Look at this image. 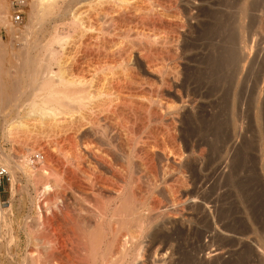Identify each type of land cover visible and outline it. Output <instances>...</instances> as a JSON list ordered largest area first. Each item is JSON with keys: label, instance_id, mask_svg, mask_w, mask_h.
<instances>
[{"label": "rangeland", "instance_id": "1", "mask_svg": "<svg viewBox=\"0 0 264 264\" xmlns=\"http://www.w3.org/2000/svg\"><path fill=\"white\" fill-rule=\"evenodd\" d=\"M98 1L68 0L66 2L62 0L63 3L60 4H63L64 8L68 6L66 11L60 6V11H57L54 17L50 14L58 22H55L57 32L59 35L61 33L60 37L65 39H62L61 45H53L57 51L56 57L59 56L57 59L67 67L72 63L77 65L79 70L76 71L75 78L83 79L85 90L94 96L91 103L81 107L71 117L60 116L59 118L58 116V125H55L51 124L52 121L40 123L27 113L30 112L29 103L34 95L31 81L35 66L34 58L35 56L43 57L42 51L37 53L36 48L46 42L45 38L50 39L48 35L52 29L53 18L48 14L47 19L42 20L43 22H40L41 19L37 21L38 15L35 17L31 15V17V13L29 14L28 0H5L8 7L5 16H8L6 18L17 30L14 33L7 30L6 23L0 20V71L2 72H0L2 76L0 78L7 81L18 80L19 85L17 84L18 87L13 89L9 98L0 99V166L7 168V162L12 160L19 162L22 160V155L29 158L34 153L40 152L47 158L46 161L43 157L42 161H46L45 166L48 170L42 182H48L51 187L53 186V190L51 189L47 195L51 200L47 202L46 210L44 204L46 195H41V183L25 179L21 172L15 173V177H12L7 168L8 177L0 179V264H21L27 251L30 250L40 252L39 264H67L66 256L67 259L78 262V253L81 252L78 243L84 242L83 236L89 230L88 226L91 227L93 224L92 210L103 207L110 211L115 205L114 201L108 197L109 191L98 184L93 185L92 189L87 188L86 192L89 193L85 196L77 194L66 186L63 179L71 174H74L71 176L73 179L82 180L80 167L90 170L89 172L92 171L89 174L97 172V175H101V179L107 181H115L118 178L117 180L123 182L125 189L129 191L131 204L142 203L147 211V214L141 217V220H144L143 234L145 235L142 238V245L144 255L148 256L143 264H223L226 261L237 262V264H264V213L262 217L254 216L251 207L248 208L252 198H241L240 193V185L243 183L241 180L247 179V184L253 185L255 192L260 191L261 198L264 199V0H236L237 3L234 2L233 6L239 5L238 8H241V11L240 9L237 11V7L234 9L231 5L226 6L228 1L231 3L232 0H126L127 4L116 0L118 5L110 3L109 13L102 9L104 4H99ZM252 1L257 4V7L263 5L262 9L261 7L251 9L249 3L251 4ZM69 2H72L70 3L72 7ZM220 9L225 10H221L225 14L228 12L230 18L238 16L239 22L235 19L231 21L236 22L239 29L237 47L239 46L238 50L242 56H240L241 63L239 62L240 72L235 80V88L227 105L228 109L223 107L219 99L220 91L209 95L196 93L195 96L193 92L195 83L191 82L196 78L197 72L204 70L208 65V56L215 53L221 39L219 37L227 35L226 29L224 33L223 31L220 33V36L210 34L209 27L220 15ZM215 11H219V15ZM74 12L78 17L77 25H72L70 21ZM17 15L19 18L16 19ZM47 20L51 23L49 24ZM205 30L209 33L207 34ZM41 36L45 37L44 40ZM173 36L174 39L177 38L171 42L168 38ZM33 41L34 44H32ZM183 43L187 44L185 51L181 48L185 45ZM30 44L33 48L36 46V50ZM122 48L123 50L125 48L124 55L121 54ZM99 50H102L101 55L105 51L102 55L104 59L99 56L102 60H98L96 55ZM138 52L142 54L147 52L146 55L149 56L151 54L153 56L151 58L155 59L154 66H147ZM105 54L107 57L110 54L109 59H106ZM173 54L177 58L176 62L179 63H175L178 71L175 77L168 72L174 64L171 60ZM40 63L43 64V62ZM125 63L131 64L130 69ZM55 66L56 64L52 65V69L56 71L58 68ZM124 66L129 71L126 67L125 71ZM256 73H260L258 77ZM253 76L258 78V81ZM126 77L128 81L126 80L125 83ZM186 78H189L188 81ZM252 81L254 84L257 82L256 87L251 83ZM114 84L124 86L125 92L121 90V86L118 89ZM111 86H113L112 89ZM250 88L254 90L252 93L251 90L249 91ZM116 89L118 92L121 90L119 94L115 92ZM249 96H252L251 99ZM136 106L139 111L136 110ZM139 106L145 108L140 110ZM153 111L162 115L151 113ZM227 111L230 112V114L226 113L229 118L225 117ZM129 112L133 113V121L128 120ZM217 113L220 114L221 119L227 120H225L224 128L222 127L224 135L221 132L224 138L221 134L216 137L217 139L207 137L208 141L214 145L208 142L209 145L202 143L198 146L199 136H196L193 128L207 123V118L210 121ZM155 116L159 117L155 118ZM126 130H128L127 133ZM167 131L173 134L176 148L179 147L178 149L183 152L189 147L185 150L187 152L184 151L181 159V162L186 163L184 173L187 176L184 173L183 175L187 178V184H174V174H177L175 169L179 168L176 162L173 163L175 169L170 170L174 177L170 172L165 177V179L168 177L166 181L173 184L175 189L174 196L178 202L174 201L173 204H171L172 197L161 183L160 177L163 165L161 148H167L166 151L171 152V146L166 147ZM131 134H133L132 137ZM154 140L158 142L159 148H156L157 143ZM168 144L171 143L168 142ZM89 148L90 155H88ZM147 148H152L150 150L155 151V154L158 153L154 154L152 164L150 161L147 162L142 153ZM158 149L160 150L157 151ZM84 155H88L87 158H82V156L85 157ZM187 160H190L189 163L186 162ZM39 165L40 162L33 166ZM192 165L193 167H190ZM181 168L184 169V166ZM72 169L76 170L74 171L76 173H73ZM122 171L125 172L124 176ZM172 178L174 181H171ZM151 179H156L157 184L152 186ZM249 192L251 195L253 191L249 190ZM37 195H40L39 198ZM253 200L257 202L256 198ZM156 206L158 210L155 209ZM168 210L173 211L168 214ZM161 211L164 213H160ZM39 213L42 216L40 218ZM131 215L127 218L128 220H125V227L128 229L135 227V222L131 221L133 220ZM79 221L82 222V226ZM111 222V225H116L114 220ZM38 223L40 227L36 226ZM225 224L234 226L237 231L245 232L242 235L229 232L224 229ZM106 235L107 241L111 238V233ZM153 235L159 239L152 241ZM110 248L108 253L113 255L112 258L115 260V250L113 246ZM81 253L79 255H82ZM242 255L244 260L238 259L243 258ZM118 263L122 264V262ZM136 264L142 263L136 262Z\"/></svg>", "mask_w": 264, "mask_h": 264}, {"label": "bare ground", "instance_id": "2", "mask_svg": "<svg viewBox=\"0 0 264 264\" xmlns=\"http://www.w3.org/2000/svg\"><path fill=\"white\" fill-rule=\"evenodd\" d=\"M68 0H66V2H67ZM96 1V0H95ZM119 2H125L126 3V0H118ZM159 1V0H158ZM170 1V0H169ZM236 0H232L231 1V3H229V1H228V3H227V5L226 6H228V7H230V5L231 6H233V4H234V2H235ZM62 2V0H28V3H29V14H30V16L32 15H34L33 17H35V15H38V17H39V19H36L37 21H39L40 19V22L43 20H46L47 19V16H48V14L50 15V14H52L53 15V17H54V14L55 13H57V11H60L59 9H60V6L61 7H63V4L61 5L60 3ZM64 2V1H63ZM62 2V3H63ZM66 2H65V7H66ZM73 2V1H72ZM72 2H69V4L71 3L72 4ZM221 2H224V1H221ZM239 2V1H238ZM7 2H5V0H0V20H2L3 22H5L6 23V26H8L6 29L8 30H10L11 32H16V30H17V28L14 26V25H12V22L11 21H9L6 17H8V16H5L6 14H7V11L6 10H8V7H7V4H6ZM98 3L99 4H104V6L102 7V9L106 12V13H109V9H111V4L110 3H115L116 5H118V3L116 2V0H99L98 1ZM166 2H164V4H165ZM235 3H237V2H235ZM240 4H241V2H239ZM263 3H264V1H263ZM70 4V5H71ZM122 4V3H121ZM127 4V3H126ZM106 5V6H105ZM224 5V4H223ZM236 5V7H237V11L239 10V11H241V8H238V6H237V4H235ZM248 5V4H247ZM262 5V4H261ZM264 5V4H263ZM263 5L262 6H259L258 5V7H261V9H262V7H263ZM73 5H71V7H72ZM101 5H99V7H100ZM120 6V5H119ZM128 6V5H127ZM131 6H132V4H131ZM208 6V5H207ZM249 6L251 7V9H258V7H257V4L254 2V1H252L251 2V4L249 3ZM113 7V6H112ZM122 7V6H121ZM234 7V9H236V7L235 6H233ZM241 7H242V5H241ZM250 7H248L249 9H250ZM67 8H68V6H67ZM67 8H62V9H67ZM224 8V7H223ZM246 8V7H245ZM72 9V8H71ZM70 9V10H71ZM130 9V8H129ZM182 9V8H181ZM206 9V8H205ZM227 9H229V8H227ZM249 9H246V10H249ZM250 9V10H251ZM263 9H264V7H263ZM69 10V11H70ZM120 10V9H119ZM216 10V9H215ZM221 10L222 11H225V10H223V9H220V15L218 14V12L217 11H215V12H217V14L219 15V16H217V14H216V16L218 17L217 19H215L214 20V22L212 23V22H209L210 24H211V27H209V25H208V27H209V30H210V34H212L213 36H220V33L223 31V33H224V29H226V30H228L226 33H227V35H226V37H223V35H222V37H219V38H221L220 40H219V45H217V49L215 50V53H212V54H209V56H208V60L209 61H207V66H206V68L204 69V70H201V71H199V72H197V75H196V78H194V80L193 81H191L193 84H194V87H193V92L195 93L194 95L196 96V93L197 94H201V95H203V94H205V95H209V94H212V93H216V92H218V91H220L221 93H219L220 94V98L219 99H221L220 101L222 102V105H223V107H227V105H229L228 104V102L230 101V96H231V93H232V90H233V88H235V80H236V77H237V75H238V72H240L239 71V64L241 63L240 61H241V55H240V53L241 52H239V50H238V48H239V46L237 47V44H238V42H237V40H238V37H239V35H238V26H237V24H236V22H233V21H231V19H235V20H237L238 19V16L237 17H235V18H230V17H228L230 14H227V16H226V14H225V12H221ZM232 10V9H231ZM245 10V9H244ZM243 10V12H245ZM61 11H63V10H61ZM66 11V10H65ZM200 11V10H199ZM254 11V10H253ZM214 12V11H213ZM59 13V12H58ZM63 13V12H62ZM67 13V12H66ZM175 13V12H174ZM210 13H212V12H210ZM232 13V12H231ZM64 14V13H63ZM62 14V15H63ZM71 14V13H70ZM125 14V13H124ZM176 14H178V13H176ZM209 14V13H208ZM236 13H234V15H235ZM238 14V13H237ZM66 15V14H65ZM107 15V14H106ZM171 15V14H170ZM239 15H240V13H239ZM245 15V14H244ZM31 16V17H32ZM51 16V15H50ZM49 16V17H50ZM61 16V15H60ZM105 16V15H104ZM215 16V15H214ZM216 16H215V18H216ZM236 16V15H235ZM248 16V15H247ZM251 16V15H250ZM52 17V16H51ZM50 17V18H51ZM52 17V18H53ZM172 17V16H171ZM228 17V18H227ZM231 17H232V15H231ZM234 17V16H233ZM240 17V16H239ZM49 18V19H50ZM57 18H59V17H57ZM63 19H64V16L62 17ZM62 18H60V19H62ZM78 17H77V14L74 12V13H72V16H71V24L72 25H77V19ZM120 18V17H119ZM168 18V17H167ZM213 19V18H212ZM32 20H34V18H32ZM31 20V21H32ZM35 20V21H36ZM53 20V21H52ZM51 21H52V23H53V25H52V29H51V31L49 32V30H48V32H49V37H50V39L49 40H47V38H45L46 36L45 35H42V36H45V37H42L41 36V38H43V40H44V38L46 39V42L44 43V44H42L40 47H37L36 48V46H35V48L37 49H35V48H33L32 47V45L30 44V46L33 48V49H35L36 51H38L37 53H39V51L41 52L42 51V53H43V57L41 56V58L39 57H37V56H35V58H34V62H35V66H34V68H33V70H34V73H33V78L31 79V81H32V83H33V91H34V95H32L33 96V99H31V101H30V103H29V109H30V112H27V113H30L29 115H31L35 120H38L40 123H44V122H48L49 121V123H51V121H52V123L51 124H57V120H58V116H59V118H60V116H69V117H71L74 113H77L78 111H79V109L81 108V107H83V106H86L87 104H89V103H91V100H92V98L94 97V96H92V94H90L89 92H87L86 90H85V88H84V86H83V84H85L82 80L83 79H79V78H75L76 77V71L77 70H79L78 68H77V65L75 66V64H71L70 66L68 65V67L67 66H64V64L62 63V61H60L59 59H57V57H59V56H57L56 57V55H57V51L54 49V47H53V45L54 44H59V45H61L60 44V42L62 41V39H64V38H62V37H60V35H61V33H60V35H59V32H57V25L55 24V22H57L56 20H55V18H53ZM69 20V19H68ZM136 20V19H135ZM140 20V19H139ZM143 20V19H142ZM150 20V19H149ZM210 20V19H209ZM234 20V21H235ZM35 21H33V22H35ZM42 21V22H43ZM48 21V23H49V20H47ZM59 21V20H58ZM177 21V20H176ZM242 21V20H241ZM32 22V23H33ZM237 22H239L238 20H237ZM249 22V21H248ZM4 23V24H5ZM51 23V22H50ZM49 23V24H50ZM58 23V22H57ZM67 23V22H66ZM141 23V22H140ZM34 24V23H33ZM32 24V25H33ZM41 24H43V23H41ZM147 24V23H146ZM208 24V23H207ZM36 25V24H35ZM44 25V24H43ZM69 25V24H68ZM71 25V27H73ZM5 26V27H6ZM40 26H42V25H40ZM50 26V25H49ZM89 26H90V24H89ZM204 26V25H203ZM32 27H34L35 28V26H32ZM31 27V28H32ZM153 27V26H152ZM176 27V26H175ZM202 27V26H201ZM205 27V26H204ZM203 27V28H204ZM172 28V27H171ZM206 28V27H205ZM204 28V29H205ZM239 28H240V26H239ZM39 29V28H38ZM50 29V28H49ZM71 29V28H70ZM178 29V28H177ZM192 29V28H191ZM6 30V31H7ZM32 30V29H31ZM44 30V29H43ZM82 30V29H81ZM87 30V29H86ZM225 30V31H226ZM42 31V30H41ZM40 31V32H41ZM65 31V30H64ZM206 31V33L208 34L209 33V31L207 32V30H205ZM31 32V31H30ZM29 32V33H30ZM45 32V31H44ZM47 32V31H46ZM86 32V31H85ZM203 32H204V30H203ZM8 33H10V32H8ZM35 33H37V32H35ZM63 33V32H62ZM205 33V32H204ZM222 33V34H223ZM11 34V33H10ZM38 34V33H37ZM176 34H174V36H175ZM206 35V34H205ZM63 36V35H62ZM171 36V35H170ZM174 36H173V38L171 37H169L168 39H171V42L174 40L175 41V39L177 38H175L174 39ZM177 36V35H176ZM224 36H225V34H224ZM48 37V38H49ZM84 37V36H83ZM205 37V36H204ZM38 38V37H37ZM79 38V37H78ZM166 38V37H165ZM213 38V37H212ZM34 39H35V37H34ZM33 40V39H32ZM38 40V39H37ZM37 40H36V42H37ZM39 40H40V38H39ZM65 40V39H64ZM86 40V39H85ZM82 41V40H81ZM166 41V40H165ZM240 41V40H239ZM36 42H35V45H36ZM63 42V41H62ZM66 42V41H65ZM83 42H85V41H83ZM90 42V41H89ZM142 42V41H141ZM38 43V42H37ZM40 43V42H39ZM170 43V42H169ZM186 43H188V41L186 42ZM32 44H34V41H33V43ZM172 44H174V43H172ZM179 44V43H178ZM183 44H185V43H183ZM190 44V43H189ZM167 45V44H166ZM239 45V44H238ZM141 46V45H140ZM172 46V45H171ZM30 47V48H31ZM81 47V46H80ZM85 47V46H84ZM145 47V46H144ZM180 47V46H179ZM186 47H187V44H185V45H183V46H181V48L182 49H186ZM189 47V46H188ZM215 47V46H214ZM213 47V48H214ZM99 48V47H98ZM168 48V47H167ZM171 48V47H170ZM175 48V47H174ZM173 48V49H174ZM92 49V48H91ZM143 49V48H142ZM150 49V48H149ZM169 49V48H168ZM185 49H184V51H185ZM64 50V49H63ZM122 50V53L121 54H126L125 52H123V51H125V48H124V50H123V48L121 49ZM178 50V49H177ZM176 50V51H177ZM95 51V50H94ZM100 51V50H99ZM99 51H98V54H96L97 55V57H98V60L99 59H101L99 56H102L103 55V53H105V51H103V53H102V55H101V52H102V50L100 51V53H99ZM128 51V50H127ZM84 52V51H83ZM89 52V51H88ZM92 52V51H91ZM96 52H97V50H96ZM119 53H120V51H118ZM143 52V51H142ZM142 52L140 53V52H138L139 54H141L140 56H141V58L142 59H144L145 60V63H147L146 65L147 66H154V64H155V59L154 58H151V57H153L151 54H150V56L149 55H146V53L147 52H145V54H142ZM162 52V51H161ZM36 53V54H37ZM130 53V52H129ZM137 53V54H138ZM144 53V52H143ZM169 53V52H168ZM170 53H172V52H170ZM41 54V53H40ZM39 54V55H40ZM84 54H86V53H84ZM88 54V53H87ZM90 54V53H89ZM123 54V55H124ZM149 54V53H148ZM177 54H178V52H177ZM61 55H63V54H61ZM106 55V54H105ZM118 55V54H117ZM123 55H121V57H123L124 58V56ZM130 55V54H129ZM207 55H208V53H207ZM206 55V56H207ZM94 56H95V54H94ZM109 56H110V54L108 55V57H107V55L105 56V57H107L106 59H109ZM113 56V55H112ZM164 56V55H163ZM172 57V61H174L173 63V66L172 67H170L169 68V71L168 72H170V73H172L173 75H174V77H175V75L177 76V73H178V71H177V65H175V63L177 64L178 62H176V60H177V58L174 56V54L173 55H171ZM241 56V57H240ZM62 57V56H61ZM96 57V58H97ZM104 56H102V58H103ZM120 57V56H119ZM120 57V58H121ZM115 58H116V56H115ZM179 58V57H178ZM206 58V57H205ZM95 59V58H94ZM104 59V58H103ZM111 59V58H110ZM122 59V58H121ZM125 59V58H124ZM124 59H122V60H124ZM130 59V58H129ZM128 59V60H129ZM168 59V58H167ZM102 60V59H101ZM127 60V61H128ZM143 60V61H144ZM154 61V62H153ZM170 61V60H169ZM179 61V60H178ZM40 62H43V64H41ZM70 62V61H69ZM106 62V61H105ZM113 62V61H112ZM124 62V61H123ZM171 62V61H170ZM240 62V63H239ZM68 63V62H67ZM128 63V62H127ZM127 63H125V64H127ZM154 63V64H153ZM162 63V62H161ZM54 64H56V68H58L56 71L55 70H53L52 69V65H54ZM113 64V63H112ZM130 64V63H129ZM153 64V65H152ZM179 64V63H178ZM128 65V64H127ZM162 65V64H161ZM264 65V64H263ZM262 65V66H263ZM129 66H131V64L130 65H128L127 67L129 68ZM146 66V67H147ZM126 66H124V68H125ZM126 67V68H127ZM163 67V66H162ZM121 68H123V67H121ZM123 68V69H124ZM126 68H125V71H126ZM127 68V70L129 71V69ZM164 68V67H163ZM166 70V69H165ZM112 71V70H111ZM124 71V73H126ZM127 71V72H128ZM133 71V70H132ZM1 72V71H0ZM2 73V72H1ZM122 73V72H121ZM248 73V72H247ZM108 74H109V72H108ZM112 74V73H111ZM120 74V73H119ZM128 74H129V76H131L130 75V73L128 72ZM127 74V75H128ZM134 74V73H133ZM260 74V73H259ZM259 74H257L256 73V75H257V77H258V75ZM125 75V74H124ZM137 75V74H136ZM165 75H167L166 74V72H165ZM110 76V75H109ZM109 76H107V77H109ZM129 76H128V79L130 80V82H131V78H129ZM169 76V75H168ZM247 76V75H246ZM255 76V75H254ZM253 76V77H254ZM0 77H2L1 75H0ZM136 77V76H135ZM188 77H189V75H188ZM195 77V76H194ZM31 78V77H30ZM103 78H104V76H103ZM105 78H106V76H105ZM110 78L112 79V77L110 76ZM184 78V77H183ZM182 78V79H183ZM255 78V77H254ZM4 79V78H3ZM2 78H0V99L1 100H5V99H7V98H9L10 97V93H12V91H14L13 89H15L16 88V86H17V84H18V80H14V81H7V80H3ZM106 79H108V78H106ZM122 79V78H121ZM167 79V78H166ZM166 79H164V81L166 80ZM185 79V78H184ZM188 79L189 78H186V80L188 81ZM256 79V78H255ZM258 79V78H257ZM256 79V80H257ZM117 80V79H116ZM127 80V77L125 78V80H124V82ZM253 81H256V80H254V79H252ZM112 81V80H111ZM111 81H109L110 83H111ZM119 81V80H118ZM118 81H116V82H118ZM122 81V80H121ZM128 81V80H127ZM168 81V80H167ZM246 81H248L247 79H246ZM251 81V80H250ZM251 82L253 85H255V87H256V84H257V82L254 84V82ZM258 81V80H257ZM107 82H108V80H107ZM116 82H115V84H116ZM186 82V81H185ZM31 83V82H30ZM114 83V82H113ZM126 83V82H125ZM189 83V82H188ZM188 83H187V85H188ZM112 84V83H111ZM114 84V85H115ZM119 84H121V83H119ZM124 84V83H123ZM165 84V83H164ZM170 84V83H169ZM192 84V85H193ZM238 84V83H237ZM251 84V85H252ZM19 85V84H18ZM105 85V84H104ZM103 85V86H104ZM107 85H109V83L107 84ZM125 85V84H124ZM189 85H190V83H189ZM250 85V86H251ZM121 86V85H120ZM120 86L119 85H115V87H117L118 89H120ZM191 86V85H190ZM18 87V86H17ZM112 87L113 86H111V89H112ZM122 88H121V90L123 89V87L124 86H121ZM192 87V86H191ZM105 88V87H104ZM103 88V89H104ZM130 88H131V86H130ZM239 88V87H238ZM240 88H241V86H240ZM254 88V87H253ZM110 89V90H111ZM114 89V88H113ZM118 89H116L115 90V92L118 90ZM126 89V88H125ZM125 89H123V91L125 90ZM203 89V91H201L200 92V90H202ZM109 90V91H110ZM120 90V91H121ZM128 90H130V89H128ZM242 90V88L240 89V91ZM251 90V93H252V91H254L253 89H249V91ZM90 91V90H89ZM102 91H104V90H102ZM119 91V92H120ZM192 91V90H191ZM239 91V90H238ZM237 91V92H238ZM97 92V91H96ZM114 92V91H113ZM115 92H114V95H116L115 94ZM118 92V91H117ZM116 92V93H117ZM119 92L117 93V94H119ZM125 92V91H124ZM131 92V91H130ZM129 92V93H130ZM236 92V91H235ZM95 94V93H94ZM99 94V93H98ZM239 94H240V92L238 93V95L237 96H239ZM241 94H242V91H241ZM249 94H250V92H249ZM100 95V94H99ZM109 95V94H108ZM107 95V96H108ZM193 95V94H192ZM242 96V95H241ZM119 97V96H118ZM120 97H121V95H120ZM250 97V96H249ZM252 97V96H251ZM251 97H250V99H251ZM111 98V97H110ZM122 98V97H121ZM181 98V97H180ZM109 99V98H108ZM118 99V98H117ZM238 99V98H237ZM236 99V101H239V100H237ZM250 99H248V101L250 100ZM94 100V99H93ZM241 100V99H240ZM95 101V100H94ZM97 101V100H96ZM99 101V100H98ZM124 101V100H123ZM104 102V101H103ZM250 102H251V100H250ZM119 102H117V104H118ZM125 104H127L126 102H124ZM124 103H122V104H124ZM230 103V102H229ZM233 103V102H232ZM237 103V102H236ZM103 104V103H102ZM105 104V103H104ZM131 104V103H130ZM133 104V103H132ZM131 104V105H132ZM148 104V103H147ZM160 104V103H159ZM186 104V103H185ZM249 104V103H248ZM264 104V103H263ZM111 105V104H110ZM128 105V104H127ZM162 105H163V103H162ZM166 105V104H165ZM164 105V106H165ZM90 106V105H89ZM101 106V105H100ZM99 106V107H100ZM125 106V105H124ZM128 107V106H127ZM131 107V106H130ZM134 107H135V105H134ZM133 107V108H134ZM137 107V106H136ZM159 107H161V106H159ZM171 107V106H170ZM143 108H145V107H143ZM143 108H140V106H139V109L141 110V109H143ZM154 108H156V107H154ZM153 108V109H154ZM162 108H163V106H162ZM222 108V107H221ZM109 109V108H108ZM135 109V108H134ZM152 109V110H153ZM223 109V108H222ZM227 109H228V107H227ZM226 109V110H227ZM136 110H138V107H137V109ZM155 110V109H154ZM160 110V109H159ZM221 110V109H220ZM219 110V111H220ZM224 110V109H223ZM139 111V110H138ZM165 111V110H164ZM169 111V110H168ZM225 111V110H224ZM229 111H230V109H229ZM229 111H227V112H225V117H228L229 118V115L228 116H226L228 113L230 114V112ZM92 112V111H91ZM94 112V111H93ZM133 112H137V111H133ZM147 112V111H146ZM173 112V111H172ZM171 112V113H172ZM175 112V111H174ZM218 112V111H217ZM223 112V111H222ZM221 112V113H222ZM130 113V112H129ZM144 113V112H143ZM151 113H156L157 114V112H155V111H153V112H151ZM170 113V114H171ZM220 113V112H219ZM219 113H217V114H215V115H213L212 116V118L210 119V121L208 120V118H207V123H204V124H202V125H200V126H195L196 128H193V131H194V133H196L197 135V137H198V146L200 145V144H202V143H204V144H208L209 145V143L208 142H210V141H208V138L207 137H211L212 139H215L216 137H219V135L221 134V132L224 130H222V127L224 126V124H226L225 122L227 121L226 119H221L220 117V114ZM227 113V114H226ZM126 114V113H125ZM130 114H132V115H130ZM127 117H128V120H131L132 119V117H133V113L131 112ZM172 114H174V113H172ZM175 114H177V113H175ZM139 115V114H138ZM157 115H162V113H160V114H157ZM235 115V114H234ZM134 116H136V115H134ZM159 116H155V118L156 117H159ZM222 116H223V113H222ZM189 117V116H188ZM232 117V116H231ZM31 118V117H30ZM134 118V117H133ZM153 118V117H152ZM224 118V117H223ZM80 119V118H79ZM190 119V118H189ZM188 119V120H189ZM236 119V118H235ZM77 120V119H76ZM125 121L127 120V119H124ZM154 120V119H153ZM157 120V119H156ZM202 120H204V119H202ZM226 120V121H225ZM228 120H230V119H228ZM231 120H232V118H231ZM234 120V119H233ZM131 121H133V119L131 120ZM130 121V122H131ZM174 121V120H173ZM173 121H172V123H173ZM179 121V120H178ZM191 121V120H190ZM199 121V120H198ZM204 121H206V120H204ZM69 122V121H68ZM170 122V121H169ZM229 122V121H228ZM126 123V122H125ZM138 123V122H137ZM143 123V122H142ZM85 124V123H84ZM148 124V123H147ZM162 124V123H161ZM20 125H22V124H20ZM58 125V124H57ZM142 125V124H141ZM140 125V126H141ZM160 125V124H159ZM192 125V124H191ZM196 125V124H195ZM198 125V124H197ZM229 125V124H228ZM172 126V125H171ZM170 126V127H171ZM22 127V126H21ZM53 127V126H52ZM55 127V126H54ZM124 127H125V125H124ZM129 127H131V126H129ZM128 127V128H129ZM156 127V126H155ZM190 128H192V127H190ZM224 128V127H223ZM130 129V128H129ZM128 129V130H129ZM156 129H157V127H156ZM169 129V128H168ZM173 129H175V128H173ZM184 129V128H183ZM112 130V129H111ZM124 130H125V128H124ZM128 130H126L125 132L127 133V131ZM130 131H131V133H133V131L130 129ZM169 131H171V130H169ZM169 131H167L168 132V134H167V137H168V142L169 143H171V144H168V142H167V145H166V147H168L169 148V145L171 146V152H168V151H166V149L165 148H161V151H160V153H161V156H162V161H163V165H162V169H161V183H163L164 185V187H166L167 188V191H168V194H170L171 195V197H172V203L171 204H173L174 203V201H175V203L176 202H178L177 201V198L174 196V188H173V184L171 185L169 182H167L166 181V179L168 178H166L165 179V177L167 176V175H169V172H170V170L171 169H175L173 166L175 165H173V163H177L176 164V166L177 165H179V168H177V169H175L176 171H177V174H174L175 175V177H174V175H172V173H171V175L174 177V180H173V178H172V180L171 181H174V184H180V185H183V184H187L186 183V181H187V178H186V173H184V171H185V165H186V163H184V162H181V159H182V156H183V153H185V152H187V151H185L187 148H189V147H187L185 150H183V152L181 151V150H179L178 148H176L175 147V144H176V140H174V136H173V134H171ZM190 132H192V131H190ZM151 133H153V132H151ZM173 133H174V131H173ZM224 132H222V134H223ZM61 134V133H60ZM164 134H166V133H164ZM175 134V133H174ZM221 134V136H223ZM69 135V134H68ZM143 135V134H142ZM225 135H226V133H225ZM72 136V135H71ZM133 136V134H131V137ZM156 137V136H155ZM155 137H154V139H155ZM71 138V137H70ZM175 138H176V136H175ZM221 138V137H220ZM223 138H224V136H223ZM222 138V139H223ZM114 139V138H113ZM151 138H149V140H150ZM158 139V138H157ZM217 139V138H216ZM210 140V139H209ZM218 140H220V139H218ZM131 141H133V140H131ZM164 141V140H163ZM175 142V144H174V142ZM214 141V140H213ZM148 142V141H147ZM154 142H156V143H153V144H156V148L158 147V142L157 141H155L154 140ZM161 142V141H160ZM160 142H159V144H160ZM222 142V141H221ZM211 143V142H210ZM150 144V143H149ZM148 144V145H149ZM214 145V143H211V145ZM193 145V144H192ZM224 145V144H223ZM144 146V145H143ZM152 146V145H151ZM201 146V145H200ZM217 146V145H216ZM150 147V146H149ZM153 147H155V145L153 146ZM152 147V148H153ZM191 147V146H190ZM193 147V146H192ZM196 147H197V145H196ZM210 147V146H209ZM213 147V146H212ZM33 147H31V149H32ZM141 148V147H140ZM144 148H145V146H144ZM144 148H143V150H144ZM152 148H150V149H152ZM159 148V147H158ZM214 148H216V147H214ZM85 149H86V147H85ZM149 148H147V150L145 149V152L143 151L142 153H144L143 155H144V158H146L145 160L147 161V162H151V164H152V162L154 163V161H153V159L155 158L154 157V154H155V151L153 152L152 150H150ZM192 149V148H191ZM196 149V148H195ZM200 149V148H199ZM199 149L197 150L198 152H199ZM209 149V148H208ZM154 150V149H153ZM160 149H158L157 151H159ZM168 150V149H167ZM201 150V149H200ZM185 151V152H184ZM190 151V150H189ZM192 152H193V150H191ZM195 151V150H194ZM196 151V152H197ZM191 152V153H192ZM197 152V153H198ZM84 153V152H83ZM190 153V152H189ZM200 153V152H199ZM28 154V153H27ZM81 154V153H80ZM156 154H158V153H156ZM155 154V155H156ZM193 154V153H192ZM88 155H90V148H89V154ZM87 155V156H88ZM195 155V154H194ZM200 155V154H199ZM85 156V155H84ZM87 156H85V157H83L82 156V158H87ZM137 156V155H136ZM172 157V159H171V157ZM186 156V155H185ZM215 156V155H214ZM45 157V156H44ZM80 157V156H79ZM142 157V156H141ZM187 157V156H186ZM209 157V156H208ZM46 158V157H45ZM92 158V157H91ZM93 158H94V156H93ZM188 158V157H187ZM199 158V157H198ZM7 159V158H6ZM95 159V158H94ZM127 159V158H126ZM184 159V158H183ZM48 160H49V157H48ZM89 160V159H88ZM97 160V159H96ZM191 160V159H190ZM190 160H187L186 162H188L189 163V161ZM46 161H47V158H46ZM46 161H42V162H40V165L37 167V166H33V165H30L29 163H28V157L26 156V155H22V160L21 161H15V160H12L11 162H7L6 163V165H7V168H9V171H10V173L13 175L12 177H15L14 175H15V173H17V172H21L22 173V175H24V177H25V179H27V180H33V181H35L36 183L37 182H40L41 183V189H42V191H40L42 194L41 195H46V199H45V201H44V204H45V208H46V210H47V208H48V206H47V202L48 201H50L51 199L49 198V196L47 197V195L49 194V192L51 191V189L53 188V186L51 187V185L48 183V182H45V181H43L42 182V180H43V177H44V175H46V173H47V171L48 170H46V166L45 165H47V164H45L46 163ZM183 161H185V160H183ZM82 162V161H81ZM87 162V161H86ZM141 162V161H140ZM146 162V163H147ZM44 163V164H43ZM78 163V162H77ZM77 163H76V165H77ZM182 163H184L183 164V166H184V169L183 168H181V167H183L182 166ZM2 164V163H1ZM124 164V163H123ZM5 165V166H6ZM87 165V164H86ZM154 165V164H153ZM188 165V164H187ZM189 165H191V164H189ZM84 166V165H83ZM240 166V165H239ZM190 167H193V165L192 166H190ZM73 169H74V167H72ZM187 168H188V166H187ZM186 168V169H187ZM72 169V170H73ZM75 169H76V166H75ZM86 169V168H85ZM84 168H79V171H80V173L82 174L81 176H83L82 177V180H80L79 178V180H76V179H73L71 176H74V174H71V176H66L63 180H65V183H66V186L68 187V188H70V189H72V190H74L77 194L79 193V194H84V196H85V194L86 193H89L88 191L86 192V189L87 188H91L92 189V187H93V185L95 186V184H98V186H100L101 188H105L106 190H108L109 191V193H110V195L108 196L109 198H111V200H113L114 201V203H115V205H114V207L110 210V211H108V210H105V208H103V207H96V208H94L93 210H92V215H93V224L91 225V227L90 226H88V229L89 230H87V232L85 233V236H83V238H84V242L82 241V243H78L79 245H80V247H79V249H80V251L82 252H80L82 255H79L80 253H78V262L76 263V262H73V261H71L70 259H67V256H66V262H67V264H119L118 262H122V264H136V262H141L142 264L144 263V261L146 260V257H148V256H145L144 254V248H143V245H142V242H143V240H142V238L145 236L144 234H143V221L144 220H141V217L144 215H146L147 214V211L143 208V205H142V203H140V205H138V202H136L135 203V205H132L131 203V200H130V193H129V191H127V189H125L126 187H124V185L120 182V180H115V181H107V180H105V179H101L102 177H100L99 175H97L98 173L97 172H94V173H96V174H89V173H91V172H89L90 170H85ZM150 169V168H149ZM234 169H236V168H234ZM233 169V170H234ZM69 170V169H68ZM112 170V169H111ZM118 170V169H117ZM121 170V169H120ZM119 170V171H120ZM74 171H76V170H73L72 172L73 173H76V172H74ZM87 171H88V173H87ZM125 171V170H124ZM190 171V170H189ZM71 172V173H72ZM127 172V171H126ZM159 172V171H158ZM186 172V171H185ZM254 172V171H253ZM122 174H123V176H124V173H123V171L121 172ZM144 173V172H143ZM157 173V172H156ZM183 173L186 175H183ZM194 173V172H193ZM48 174V173H47ZM113 175H114V173H112ZM121 174V175H122ZM191 174V173H190ZM112 175V176H113ZM170 175V176H171ZM195 174H193V176H194ZM81 176H79V177H81ZM152 176H154V175H152ZM155 176H156V174H155ZM154 176V177H155ZM169 176V177H170ZM20 177V176H19ZM111 178V177H110ZM116 178V177H115ZM115 178H113V179H115ZM153 178V177H152ZM108 179V178H107ZM247 179H244V181H242L241 180V182H243L241 185L240 184H238V185H240L241 186V188H240V193H241V195H242V197L241 198H244V197H250V198H252V200H251V202H249V203H251L250 204V206L248 205V208L249 207H251V210L253 211V215L254 216H261L262 217V213H264V199L262 200V198H261V193H260V191H257V192H255V189H253V185H249V184H247V181H246ZM132 181V180H131ZM228 181V180H227ZM160 182V181H159ZM175 182H177V183H175ZM249 182V181H248ZM151 183H153V185L152 186H154V184L156 183L157 184V180L156 179H151ZM225 183V182H224ZM238 183H240V182H238ZM34 184V183H33ZM55 184V183H54ZM147 184V183H146ZM155 184V185H156ZM159 184V183H158ZM179 185V186H180ZM236 185V184H235ZM243 185V186H242ZM130 186V185H129ZM176 185H174V187H175ZM12 187V186H11ZM96 188V187H95ZM98 188V187H97ZM152 188V187H151ZM211 188V187H210ZM217 188V187H216ZM90 189V190H91ZM53 190V189H52ZM249 190H251V191H253L252 193H251V195H250V192H249ZM95 192V191H94ZM175 192H177V191H175ZM248 192H249V194H248ZM250 195V196H249ZM39 196L40 195H37V197L39 198ZM91 196H93V195H91ZM179 196V195H178ZM177 196V197H178ZM81 197V196H80ZM169 198H170V196H169ZM254 198H256V200H257V202L256 201H254L253 199ZM133 199H136V198H133ZM132 199V200H133ZM248 199V198H247ZM246 199V200H247ZM241 200H244V199H241ZM248 201V200H247ZM156 202V201H155ZM245 202V201H244ZM94 203H97V202H94ZM89 204V203H88ZM100 204V203H99ZM156 204V203H155ZM157 205V204H156ZM148 206V205H147ZM176 206H177V204H176ZM158 207H160L159 205H158ZM150 208V207H149ZM176 208V207H175ZM263 208V209H262ZM148 209V208H147ZM155 209H157V206H156V208ZM155 209H153V210H155ZM174 209V208H173ZM183 209V208H182ZM2 210V209H1ZM146 212H145V211ZM158 210V209H157ZM165 210V209H164ZM167 210V209H166ZM80 211V210H79ZM88 211V210H87ZM169 211V210H168ZM173 211V210H172ZM172 211H169L168 212V214H170V212H172ZM149 213H150V211H148ZM155 212H157V211H155ZM163 211H161L160 213H162ZM1 213V212H0ZM90 213V212H89ZM164 213V212H163ZM40 214V213H39ZM38 214V217L40 218V217H42L41 216V214L39 215ZM91 214V213H90ZM90 214H88V215H90ZM132 214V215H131ZM157 214V213H156ZM4 215V214H3ZM130 215H131V217H132V219L133 220H131L132 222L134 221L135 223V227L132 229H128V227L126 228L125 227V223H126V221L125 220H128L127 218L128 217H130ZM164 215V214H163ZM166 215V214H165ZM157 216V215H156ZM252 216V215H251ZM264 216V215H263ZM1 217H3L2 215H1ZM87 217V216H86ZM92 217V216H91ZM257 217H255V219H257ZM36 218V217H35ZM147 218V217H146ZM243 218V217H242ZM83 219V218H82ZM250 219V218H249ZM259 219H260V217H259ZM112 220H114L115 221V223H116V225L114 226V225H111L110 224V222L112 221ZM83 221V220H82ZM228 221V220H227ZM39 222H40V220H39ZM80 222V221H79ZM164 222V221H163ZM82 222H80V224H81ZM85 223V222H84ZM88 223V222H87ZM86 223V224H87ZM90 223V222H89ZM111 223H113V222H111ZM130 224H132V223H130ZM133 224V225H134ZM85 225V224H84ZM90 225V224H89ZM111 225V226H110ZM163 225V224H162ZM230 225V224H229ZM228 224H225V226H224V229L225 230H227V231H231V232H236V233H239V234H243V232H245L244 230H241V231H237V230H235L234 229V226L233 227H231V226H229ZM36 226H39V223L36 225ZM42 226H43V223H42ZM81 226H82V224H81ZM131 226V225H130ZM40 227V226H39ZM34 228V227H33ZM82 228V227H81ZM241 228V227H240ZM247 228V227H246ZM30 229V228H29ZM85 229V228H84ZM87 229V228H86ZM254 229V228H253ZM250 230V229H249ZM82 231V230H81ZM38 232V231H37ZM151 232V231H150ZM84 233V232H83ZM107 233H111V238H108L107 239V241L105 240L106 239V234ZM248 233V232H247ZM79 234V233H78ZM166 234V233H165ZM164 234V235H165ZM81 235V234H80ZM151 235V234H150ZM163 235V234H162ZM11 236V235H10ZM157 236V235H156ZM166 236H168V235H166ZM40 237V236H39ZM78 237V236H77ZM163 237H165V236H163ZM168 238V237H167ZM81 239V238H80ZM155 239H159V237H155V235H153V237L151 238V240L152 241H154ZM231 240V239H230ZM74 241V240H73ZM80 241V240H79ZM156 241V240H155ZM6 242V241H5ZM26 242V241H25ZM41 242V241H40ZM45 242V241H44ZM76 242V241H75ZM151 242V241H150ZM8 243V242H7ZM38 243V242H37ZM154 243V242H153ZM160 243V242H159ZM66 244V243H65ZM146 244V243H145ZM72 245V244H71ZM226 245V244H225ZM262 246H263V244H261ZM1 246V245H0ZM73 246V245H72ZM77 246V245H76ZM113 246V248H114V250H115V254H116V256H115V260H114V258H112V256L113 255H109V248L110 247H112ZM231 246V245H230ZM71 247V246H70ZM166 247H168V246H166ZM5 248V247H4ZM61 248V247H60ZM158 248V247H157ZM263 248H264V246H263ZM48 250H49V247H48ZM71 250V249H70ZM72 250L74 251V249L72 248ZM110 250H111V248H110ZM113 250V251H114ZM38 251V250H37ZM36 250H30V251H27V253H26V255L24 256V258L22 259V263L21 264H39V259H40V256H41V254H40V252H37ZM62 251V250H61ZM65 251V250H64ZM49 252V251H48ZM67 252V251H66ZM70 252V251H69ZM68 252V253H69ZM111 252V251H110ZM146 252V251H145ZM42 253V252H41ZM72 253V252H71ZM6 254V253H5ZM53 254V253H52ZM64 254V253H63ZM112 254V253H111ZM114 254V255H115ZM155 254V253H154ZM153 254V255H154ZM187 254V253H186ZM188 254H189V252H188ZM240 254H242V253H240ZM44 255V254H43ZM152 255V256H153ZM68 256H69V254H68ZM72 256V255H71ZM76 256V255H75ZM155 256V255H154ZM51 257V256H50ZM241 257H243V255L241 256ZM245 257H247V256H245ZM22 258V257H21ZM178 258V257H177ZM190 258V257H189ZM189 258L187 259V260H189ZM238 259H241V260H244V257L243 258H238ZM65 260V259H64ZM182 260V259H181ZM246 260V259H245ZM61 261V260H60ZM84 261V262H83ZM190 262H191V258H190V260H189ZM188 261V262H189ZM215 261V260H214ZM48 262V261H47ZM186 262V261H185ZM239 262V261H238ZM246 263V262H245ZM260 263V262H259ZM195 264V263H194ZM223 264H237V262H232V261H226V262H224Z\"/></svg>", "mask_w": 264, "mask_h": 264}, {"label": "built area", "instance_id": "3", "mask_svg": "<svg viewBox=\"0 0 264 264\" xmlns=\"http://www.w3.org/2000/svg\"><path fill=\"white\" fill-rule=\"evenodd\" d=\"M19 18V16L17 15L16 16V19ZM43 155L38 152V153H34L33 155H31L29 158H28V162L30 165H35L39 162H41L43 160ZM8 177V170L6 167L4 166H0V179L1 178H6Z\"/></svg>", "mask_w": 264, "mask_h": 264}]
</instances>
